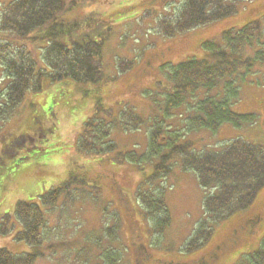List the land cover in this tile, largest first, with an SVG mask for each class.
<instances>
[{"label": "rangeland", "instance_id": "1", "mask_svg": "<svg viewBox=\"0 0 264 264\" xmlns=\"http://www.w3.org/2000/svg\"><path fill=\"white\" fill-rule=\"evenodd\" d=\"M12 1L0 0V14L3 6ZM153 1H158L157 6ZM162 1L160 4V0H81L64 17L79 19L83 28L97 25L92 34L95 38L105 31L110 33L102 55L103 80L99 85L65 81L37 93L29 91L14 115L0 122V154L3 144L11 143L14 136L22 139L25 130L34 133L40 124L43 127L42 136L39 133L33 141L28 140L26 145L16 148V153L1 154L0 230L5 227V216H10V221L6 225L7 235L0 233V249L14 255L36 254L34 264H99L106 249H121V263L134 264L131 250H127L131 224L125 215L119 217L123 212L118 202L120 191L135 209L134 221L142 228L143 240L155 261L191 263L215 250L219 252L217 257H210L203 264H255L253 256L264 252V189L251 208L212 224L211 239L188 253L184 248L198 223L209 220L203 210V200L209 191L200 187L196 174L184 171L181 156L172 153L170 163L165 165L169 172L161 171L164 176L152 187V190L158 185L163 188L161 192L170 214V225L157 239L149 235L147 223L136 213L135 196L142 182L152 177L161 157L140 164H119L113 160L117 154H148L151 127L156 119L164 124L160 148L164 155L170 153L172 145L183 143H191V151L197 153L221 152L236 139L264 147V63L258 64L246 81L237 83L239 97L230 104L237 114L257 116L253 124L241 127L224 124L215 133L190 131L187 117L195 105L193 98L168 117L163 111L166 91L171 88L168 75L172 68L191 58L206 59L207 51L202 45L221 43L225 31L239 30L255 21H260L264 28V0H243L235 4V15L171 39L161 36L158 20L176 17L185 1ZM163 3L168 4L164 7ZM91 14L97 15V19L83 21ZM0 35L4 42L6 35L1 32ZM254 46L264 52V47ZM247 51H251L250 47ZM122 60L133 63L125 73L118 68ZM6 78L0 66L1 96L10 83ZM204 94L196 98H203ZM3 104L0 98V109ZM130 110L144 120L136 130L126 129L123 124L122 114ZM92 118L114 125L110 141L116 148L112 153L93 155L79 149V133ZM175 136L179 139L172 144ZM71 175L78 178V183H73L54 207L44 205L41 198L61 188ZM29 200L39 206L45 219L40 246L15 238L23 231L15 216L17 205ZM115 225L121 227L120 232L116 231V239L104 238L103 229Z\"/></svg>", "mask_w": 264, "mask_h": 264}, {"label": "trees", "instance_id": "2", "mask_svg": "<svg viewBox=\"0 0 264 264\" xmlns=\"http://www.w3.org/2000/svg\"><path fill=\"white\" fill-rule=\"evenodd\" d=\"M184 1L176 17L158 20V30L163 38L171 39L229 18L237 12L235 4L243 0ZM80 2L81 0H14L3 6L0 32L6 36L4 42L0 40V66L10 83L3 96L0 95L4 100L0 109V122L14 115L29 91L37 93L51 84L65 81L78 85H99L102 82V55L110 33L105 31L101 37L95 38L92 34L97 25L83 28L79 19H64ZM153 2H157V6L158 1ZM161 2L163 1L160 0V4ZM163 4L165 7L168 3ZM97 17L91 14L83 21L91 22ZM254 45L264 47V28L260 21L252 22L239 30L223 32L221 43H204L202 48L207 51L206 59L191 58L172 68L168 75L171 88L166 91L164 116L168 117L170 112L188 105L187 101L193 98L195 105L191 110L192 114L187 117V128L190 131L208 130L215 133L224 124L241 127L255 123L257 116L254 114H237L230 108L231 101L239 97L237 83L252 74L258 64L264 63L263 48L257 50ZM249 47L251 51H247ZM132 65V62L122 60L118 63V68L121 73H125ZM212 92H216V95H211ZM201 93H205L204 97L196 98ZM97 110H101L100 105ZM109 114L112 116L111 112ZM122 117L124 126L128 127L126 129L136 130L144 124V120L132 110L123 113ZM39 122L37 120L36 124ZM113 126L107 120H88L79 133V149L93 155L112 153L116 148L110 141ZM163 127V120L154 121L148 154H117L113 160L119 164H140L149 162L156 156L161 157L162 162L155 165L152 177L142 182L135 196L136 213L139 212L147 223L149 235L158 239L170 225V214L161 192L163 188L158 184L155 190L152 187L164 176L161 171L166 174L169 172L165 165L170 163L172 153L181 156L183 170L194 172L200 187L209 191L203 200V210L209 220L198 223L184 248L186 252L192 253L211 239L214 232L212 224L246 211L254 204L264 189V147L236 139L221 152L206 150L197 153L191 151V143H183L172 145L170 153L164 155L160 150ZM42 130L40 124L33 130L34 133L30 130L21 133L22 139L14 136L11 143L3 144L1 154L16 153V148L26 145L28 140L33 141L39 133L42 136ZM178 139L175 136L172 144ZM73 183H78V178L71 175L61 188L42 197V203L54 207ZM118 202L123 211L122 214L119 213V217L125 215L131 224L128 226L127 250H131L134 264H174L153 260L143 240L142 228L134 221L135 209L129 198L119 191ZM15 216L23 225V231L16 235V240L40 246L45 219L39 206L33 200L20 202ZM8 217L10 216L3 218L5 227L0 230L3 235H7L6 225L10 221ZM117 229L120 232L121 227L115 225L114 228L103 229L104 238L116 239ZM120 251L122 250L106 249L100 256L102 260L99 264H122ZM214 251L210 256L216 258L219 252ZM36 259V254L14 255L7 249H0V264H34ZM253 262L264 264V252L255 254ZM179 263L181 262L175 264Z\"/></svg>", "mask_w": 264, "mask_h": 264}, {"label": "flooded vegetation", "instance_id": "3", "mask_svg": "<svg viewBox=\"0 0 264 264\" xmlns=\"http://www.w3.org/2000/svg\"><path fill=\"white\" fill-rule=\"evenodd\" d=\"M211 256H210V253L206 256V257H201V259L200 260H198V261H195V262H191V263H193V264H203V263H205V260L206 259H208V258H210ZM214 257L212 256L210 259H213ZM191 263H179V264H191Z\"/></svg>", "mask_w": 264, "mask_h": 264}]
</instances>
